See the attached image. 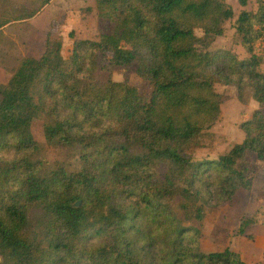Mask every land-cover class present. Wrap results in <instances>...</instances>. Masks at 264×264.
I'll return each mask as SVG.
<instances>
[{"label": "trees", "instance_id": "1", "mask_svg": "<svg viewBox=\"0 0 264 264\" xmlns=\"http://www.w3.org/2000/svg\"><path fill=\"white\" fill-rule=\"evenodd\" d=\"M262 1L236 19L243 59L211 49L234 15L224 0H94L88 10L108 24L97 40L70 32L65 59L49 31L37 58L20 59L0 84V264H249L228 247L203 251L192 223L252 187L245 158L264 162L263 113L216 159L193 152L221 114L216 84L264 106ZM131 65L148 99L112 79ZM37 119L47 144L78 149L77 169L36 158ZM252 223L242 219L238 234Z\"/></svg>", "mask_w": 264, "mask_h": 264}, {"label": "rangeland", "instance_id": "2", "mask_svg": "<svg viewBox=\"0 0 264 264\" xmlns=\"http://www.w3.org/2000/svg\"><path fill=\"white\" fill-rule=\"evenodd\" d=\"M234 15L224 23V34L216 37L211 44L212 50H227L238 59L248 56L241 44V37L235 30L236 19L242 9L256 12L257 0H247L246 6H241L238 0H224ZM44 0H0V22L8 24L0 29V84H5L13 70L23 57H38L44 49L47 32L62 39V56H70L74 38L97 40L107 30L106 21L98 18L92 9L94 0H51L46 4V12L39 13ZM264 5V0L261 2ZM24 17L23 20L16 18ZM4 24V25H5ZM197 36L202 31L196 29ZM256 53L263 59L259 69L264 72V31L263 38L255 43ZM114 81H125L135 87L138 93L148 99L152 92L150 84L135 73V66L114 68L111 73ZM217 92L225 97L221 114L217 121L205 131L201 145L193 152L196 161L211 159L226 153L234 144L243 140L240 124L249 119L255 110H260L264 116V106H260L247 90L239 98L234 87L216 84ZM43 121L37 119L32 124V134L38 143L36 158L53 165L63 163L68 170L79 167V151L76 148L51 146L46 143L43 134ZM250 175L253 179L249 190L240 189L227 203L220 206H207L205 217L201 223L192 225L201 231L202 248L212 250L219 240L241 238L238 229L242 219H252L253 223L245 229L250 236L245 237L250 243L264 244V162L256 160L254 154L248 153L245 158ZM264 253V251H263ZM264 258V255H263ZM256 264H264L262 260Z\"/></svg>", "mask_w": 264, "mask_h": 264}, {"label": "crops", "instance_id": "3", "mask_svg": "<svg viewBox=\"0 0 264 264\" xmlns=\"http://www.w3.org/2000/svg\"><path fill=\"white\" fill-rule=\"evenodd\" d=\"M46 7H43L39 13H44L46 12ZM8 24L2 25L0 29L3 30ZM246 235H243L241 238H232V240H226L222 241L219 240L216 245L214 246L212 250H204L205 252L209 251H222L226 247L230 248L231 250L239 253L240 257L242 260H244L246 263L249 264H256V262H264L263 258V251H264V244H260L258 242L255 243H250L247 238H245Z\"/></svg>", "mask_w": 264, "mask_h": 264}, {"label": "water", "instance_id": "4", "mask_svg": "<svg viewBox=\"0 0 264 264\" xmlns=\"http://www.w3.org/2000/svg\"><path fill=\"white\" fill-rule=\"evenodd\" d=\"M79 204V202L78 203H76V205H78Z\"/></svg>", "mask_w": 264, "mask_h": 264}]
</instances>
